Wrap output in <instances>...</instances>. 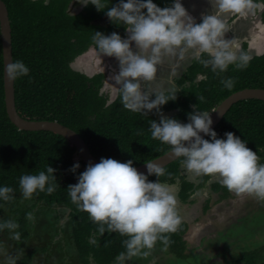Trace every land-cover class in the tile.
Returning a JSON list of instances; mask_svg holds the SVG:
<instances>
[{
    "label": "trees",
    "instance_id": "trees-1",
    "mask_svg": "<svg viewBox=\"0 0 264 264\" xmlns=\"http://www.w3.org/2000/svg\"><path fill=\"white\" fill-rule=\"evenodd\" d=\"M3 1L8 7L12 27L13 59L22 60L30 69L27 76L15 80L16 108L22 118L57 121L69 127L84 139L98 161L102 157L120 162L132 160L133 167H136L170 151L169 145L151 136L149 120L159 122L154 112L147 116L132 112L124 108L120 95L107 104V96L101 93L102 76L91 78L71 67L81 51L94 43L92 36L95 31L105 35L116 32L122 36L124 25L112 23L109 27H96L91 24L96 16L94 9L81 16L67 12L71 0H51L49 4L33 0ZM161 1L153 0L156 4ZM107 8L99 13H106ZM192 70L207 78L177 93L176 100L162 106L163 113L180 109L171 117L182 123H187L188 113L196 110L193 106L201 111L212 112L234 92L248 87L264 88V54L251 59L244 69L230 65L225 72H213L211 66L205 67L198 62ZM228 77L235 81L232 89L221 84ZM214 130L220 138L224 137L225 132H233L246 141V147L258 154L259 163H264V101L249 99L236 103ZM76 155V148L61 135L49 131H21L11 122L5 103L0 29V185L12 187L15 196L12 201H0V220H15L19 224L16 231L21 234L17 241L22 242L33 225L27 213L37 215L45 211L58 212L59 207L64 208V216L68 218L64 228L69 227L70 238L81 250L83 259H86L84 261L88 264L87 256L91 253L95 260L110 264L118 253L125 250L123 240L127 237L118 232L106 231L103 239L94 238L95 244L90 242L93 230L98 231V224L71 201L67 189L69 185L77 183L78 175L86 167L80 161L76 172L70 171L76 163ZM47 165L56 170V189L51 194L37 192L25 199L19 186L20 177L46 171ZM180 165V160H177L167 166L166 173L171 175L160 176L159 180L176 183L179 178L182 183L181 198L186 201L192 186L184 176H180ZM148 179L156 181L158 178L151 175ZM214 189L220 191L218 186H214ZM225 192L228 193L227 188L223 194L220 193L219 200L231 196L230 191L229 196H225ZM56 217L59 221L60 216L57 214ZM3 232L13 239L7 229L0 232V239ZM187 232L188 224L182 220L178 229L168 234L171 240L167 246L168 252L182 261L193 256V250L186 253L188 249L184 235ZM156 245L164 248L160 241ZM250 249L235 253L236 247L231 248L233 253L230 258L226 259L223 255L221 264H259L264 258L263 254L259 249ZM26 255L17 264H30L29 253Z\"/></svg>",
    "mask_w": 264,
    "mask_h": 264
},
{
    "label": "clouds",
    "instance_id": "clouds-1",
    "mask_svg": "<svg viewBox=\"0 0 264 264\" xmlns=\"http://www.w3.org/2000/svg\"><path fill=\"white\" fill-rule=\"evenodd\" d=\"M48 0H44L46 4ZM82 6L92 4L97 11L105 10L108 0H77ZM212 11L201 14L197 23L182 4L172 0L170 6L159 7L153 0H119L107 8V17L117 25H124L126 37L112 32L105 35L95 31L92 36L98 55L114 57L118 72L110 77L118 88L124 108L147 116L155 113L159 122L149 120L151 136L170 146L168 157L180 158V164L194 181L208 176L237 195H252L264 200V163H259L256 152L246 147L233 132H225L220 138L211 127L212 112L201 111L196 106L188 113V122L168 117L162 106L177 98L178 90L173 81L181 63L194 59L213 72H225L230 65L244 69L252 57L240 50L235 38L227 39L226 19L231 14L246 16L258 7L255 0H209ZM133 45L135 50L133 49ZM204 54L207 58H203ZM167 63L169 75L158 77L160 66ZM30 69L22 60H15L6 67L7 78L15 81L27 76ZM234 79L228 77L221 84L232 89ZM218 112V109L213 111ZM210 139H205L204 136ZM80 167L74 163L73 173ZM147 175L133 167V161L120 162L113 158H101L89 163L77 177V183L68 186L70 199L87 212L98 224L103 235L118 232L127 238L125 247L115 257V264H127L134 257H149L157 241L167 248L170 233L182 223L179 214L176 183L161 182L166 173L156 160L146 163ZM55 169L47 165L46 171L24 174L19 179L23 197L29 199L37 192L51 194L57 187ZM158 179L150 181L148 176ZM10 186L0 185V201L15 199ZM34 220L33 213L26 214ZM15 220H0V232L9 230L14 240H20ZM90 242L95 244L94 238ZM23 249L15 255H7L0 242V264H17L23 257ZM155 264V260L151 261Z\"/></svg>",
    "mask_w": 264,
    "mask_h": 264
},
{
    "label": "flooded vegetation",
    "instance_id": "flooded-vegetation-1",
    "mask_svg": "<svg viewBox=\"0 0 264 264\" xmlns=\"http://www.w3.org/2000/svg\"><path fill=\"white\" fill-rule=\"evenodd\" d=\"M35 2L43 1L44 0H33ZM51 0H48L46 4H49ZM172 0L170 2L168 0H162L159 4H157L159 7L163 8L166 6L171 5ZM119 3V0H108V3L106 6H114ZM255 3L258 4V7L253 10V13H250L246 16H239L237 14H231L226 19V24L228 26L229 35H235L236 32L240 33L241 31H245L244 28L241 25V20H244L245 26L247 27L246 32L253 31L255 35L245 36L244 34L240 36L243 40L239 41L240 39H236L237 43L240 45V50L247 51L252 59L258 56H261L264 54V0H255ZM94 9L93 13H95V17L92 19L91 24L95 25L96 27H109L113 22L107 17L106 13L100 14L99 11L96 10L95 6L92 4H88L87 6H82L81 4L77 3V0H71L68 6V13L71 15H87L88 10L91 12V10ZM251 21V24L249 25L247 22ZM99 29V28H98ZM127 33L124 31L122 34V38L126 37ZM133 49L134 45H133ZM93 54H98L97 50L95 48L94 43L90 44L86 50L81 51V53L76 57V59L71 64V67L88 77H96V76H102V88L101 93L105 94L107 96V104L112 103L115 101L120 93L118 88L114 85V81L110 79V77L113 75L114 72H118V62L114 57H101L98 55V58H94L95 60H92L90 66H87L89 69L88 71L79 69L76 65L78 62L82 59H90L93 57ZM204 56H207L204 54ZM198 61L191 60L190 58L185 60L181 63V67L178 69L177 76L173 77L175 86L178 90V93H182L183 91L195 86L196 84H199L203 82L207 78V76L199 73V72H192V68L196 66ZM192 70V71H191ZM169 67L167 63H165L163 66H160L158 70V77H168L169 75ZM165 78V79H166ZM248 88H257V87H248ZM246 89V88H244ZM242 90V89H241ZM180 109H176L174 111H170L169 113H164L166 116L171 117L175 113H177ZM180 160V159H179ZM169 166V165H168ZM166 168V167H165ZM85 169V168H84ZM185 170L180 165V176H184L185 180L189 182L192 186V190H189V197L186 201H183L181 198V192H182V183L181 180L178 178L176 184L178 185V192H177V200H178V208L179 213H183L184 211V204L188 202V200L193 201L192 199H196V204L199 205L202 203V210L206 211L211 207V202L213 200V195L219 196L220 193L223 194V191L225 190V186L220 184L216 180H211L208 176H202L196 178L194 181L191 179L188 174L184 175ZM214 186H218L220 188L219 192H216L214 189ZM192 191V192H191ZM226 193V192H225ZM229 193V190H228ZM224 194L225 196H229V194ZM226 199V198H225ZM223 200V199H222ZM211 209V208H210ZM213 210V209H211ZM56 211V210H55ZM58 212H51V211H45L47 214L52 216V219L54 223L50 226V233L46 236V239L43 242L44 250L43 252L39 251V246L36 247L34 250L29 251L30 257V264H87L83 259L82 252L80 249H78L77 245L71 240L68 230L69 227L64 228V223L67 222L68 218L64 216V219L61 218V215H64V208L59 207L57 209ZM61 213V214H60ZM57 214L60 216L59 221H57ZM184 215L182 214V219L184 218ZM34 220L33 225L30 228L28 236L21 242L20 244H25L27 247L29 243H31L35 237L36 234H39L40 231L47 230V226H40V222L38 219H42V213L40 212L37 215H33ZM37 216H40L41 218H38ZM34 225L36 228H34ZM67 226V225H66ZM227 228V227H226ZM66 230V232H64ZM97 231V230H96ZM59 238L58 240H55L53 236ZM104 235H101L98 231L95 232L93 230V237L92 238H98L103 239ZM18 242V241H17ZM42 247V248H43ZM77 247V250L74 249ZM3 248L4 250L9 251V255H14V247L11 246V241H5L3 242ZM29 248V247H28ZM159 249V246L156 245L155 248L152 250L149 257H134L131 261L127 262V264H151V261L156 260V251ZM6 253V251H5ZM24 256V258H26ZM23 258V257H22ZM23 258V259H24ZM5 256H2L0 260H4ZM87 262L88 264H104L100 262L98 259L95 260L93 257V254H89L87 256ZM22 260V259H21ZM18 260V261H21ZM17 261V263H18ZM60 261V262H59ZM110 264H115V258L114 261ZM155 264H160V262H156Z\"/></svg>",
    "mask_w": 264,
    "mask_h": 264
},
{
    "label": "rangeland",
    "instance_id": "rangeland-1",
    "mask_svg": "<svg viewBox=\"0 0 264 264\" xmlns=\"http://www.w3.org/2000/svg\"><path fill=\"white\" fill-rule=\"evenodd\" d=\"M94 58H98V54H93V57L89 60L82 58L76 66L79 69L88 71L87 66H90L92 60H95ZM192 200H188L184 204L182 211L186 215H184L182 220L187 221L188 224V232L184 235L188 249L186 253L193 250L191 252L193 256L187 261H182L173 254H170L168 248H161L162 246H160L156 250L158 252L156 253L157 259L155 263L159 261L160 264H221L223 262V255L226 259L230 258L231 253H233L231 248L233 247L237 249L235 253H243L252 250L250 248L253 247L259 249L264 256V251H262L264 250V205L262 206L260 203L254 209L257 211L254 214V219L246 217L247 220H242V215L231 206L229 199L220 201V204H217L216 208L206 211L202 210V203L197 205L196 199ZM183 213L180 212L179 214L182 215ZM216 214H219L220 217ZM37 217L41 218L40 216ZM61 218L64 219L63 214ZM38 221L41 224L40 226H47V230L40 231L39 234H36L33 241L29 243V248L24 243L20 244L19 241L10 239L7 232H3L4 234L0 242L11 241V246L14 247V250L16 249L14 255L18 249H23V258L29 251L34 250L39 245V251L43 252L45 248L43 247V242L50 233V226L54 221L52 216L47 214V212H42V219H38ZM34 228H36L35 225ZM53 238L55 240L59 239L55 235ZM223 249L224 251H222ZM74 250L76 251L77 247ZM5 251L9 255V251ZM226 253L229 254L226 256ZM259 264H264V258Z\"/></svg>",
    "mask_w": 264,
    "mask_h": 264
},
{
    "label": "water",
    "instance_id": "water-1",
    "mask_svg": "<svg viewBox=\"0 0 264 264\" xmlns=\"http://www.w3.org/2000/svg\"><path fill=\"white\" fill-rule=\"evenodd\" d=\"M0 29L2 38V48H3V64H4V91H5V103L8 116L11 122L21 131H49L58 135H61L67 139L77 150V155L75 162L82 161L86 166L89 163L95 164L99 162L97 158L92 154L89 146L84 141V139L74 130L69 127L58 123L57 121H35L27 120L22 118L16 108V97H15V81H10L7 78L6 67L9 63L14 61L13 59V41H12V27L9 17V10L7 5L3 0H0ZM249 99H257L264 101V88H246L234 92L229 97L224 99L213 111L218 109L220 114L217 112L211 113L213 124L212 128L215 129L216 126L222 121L224 116L228 111L238 102L245 101ZM204 136L203 133H201ZM206 139L207 136H204ZM168 152L162 156L153 159L156 160L160 165L167 167L173 162L179 160L171 159L168 156ZM149 161V162H151ZM147 162V163H149ZM138 172L145 173L147 175L146 163L135 167Z\"/></svg>",
    "mask_w": 264,
    "mask_h": 264
},
{
    "label": "crops",
    "instance_id": "crops-1",
    "mask_svg": "<svg viewBox=\"0 0 264 264\" xmlns=\"http://www.w3.org/2000/svg\"><path fill=\"white\" fill-rule=\"evenodd\" d=\"M168 1L170 2V0H168ZM182 4L186 8L188 13L192 17H194V19L197 23H199L201 20V14H207V13H210L212 11V5L209 3V0H182ZM247 24H248V28H249L251 21H248ZM241 25L245 31H241L240 33L236 32V34L234 36L229 35V32H228L225 34V37L227 39L235 38V39H240L239 41H242L243 39L240 36H242L243 34L247 37L248 36L252 37V35H255L253 31L246 32L247 27L245 26L244 20H241ZM191 60H193V59H191ZM165 78L166 77H161V79H165ZM186 174L187 173L185 172L184 175H186ZM230 195L231 196L229 198H226V199H229V203L231 204V206L240 212V214L243 217L242 220H247L246 217H248V218L250 217V218L254 219V217H255L254 214L257 213V211H255L254 209L260 203L262 206L264 205V200L258 199L252 195H247V194L237 195L231 191H230ZM223 200H219V196L213 195V200L210 203L211 207H208V208L209 209L210 208L211 209L216 208L217 204H220V201H223ZM216 215L218 217H220L219 214H216ZM252 215H254V216H252Z\"/></svg>",
    "mask_w": 264,
    "mask_h": 264
}]
</instances>
